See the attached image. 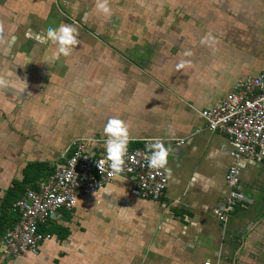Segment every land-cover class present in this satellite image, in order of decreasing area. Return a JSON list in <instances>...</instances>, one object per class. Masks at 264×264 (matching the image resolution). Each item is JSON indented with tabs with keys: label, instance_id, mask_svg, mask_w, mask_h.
I'll list each match as a JSON object with an SVG mask.
<instances>
[{
	"label": "crops",
	"instance_id": "crops-1",
	"mask_svg": "<svg viewBox=\"0 0 264 264\" xmlns=\"http://www.w3.org/2000/svg\"><path fill=\"white\" fill-rule=\"evenodd\" d=\"M95 2L0 0L4 34L16 37L0 46V74L24 89H0V264H264V155L239 163L245 208L218 222L230 145L200 116L239 79L264 73V0H110V18ZM61 24L80 44L57 60V46L37 38ZM113 117L129 127L128 148L159 139L170 149L161 198L133 196L117 178L50 218L36 254L4 258L23 189L73 140L104 154Z\"/></svg>",
	"mask_w": 264,
	"mask_h": 264
},
{
	"label": "built area",
	"instance_id": "built-area-1",
	"mask_svg": "<svg viewBox=\"0 0 264 264\" xmlns=\"http://www.w3.org/2000/svg\"><path fill=\"white\" fill-rule=\"evenodd\" d=\"M200 116L209 132L224 134L230 145V165L225 176L227 196L223 207L213 211L218 222L227 223L237 208H245L239 163L264 155V73L239 79L231 93L212 108L200 111ZM91 142L85 138L73 140L44 177L25 187L10 208L16 218L1 236L4 258L13 259L25 252L36 254L42 242L51 240L41 232L50 218L59 211H72L78 197L92 196L117 178L129 182L133 196L150 201L161 198L166 173L147 167L148 141L128 148L124 171L111 177L107 163L105 173L97 166L106 152L91 155L87 151Z\"/></svg>",
	"mask_w": 264,
	"mask_h": 264
},
{
	"label": "clouds",
	"instance_id": "clouds-1",
	"mask_svg": "<svg viewBox=\"0 0 264 264\" xmlns=\"http://www.w3.org/2000/svg\"><path fill=\"white\" fill-rule=\"evenodd\" d=\"M95 9L103 14L106 18L112 15V8L110 7V0H96ZM78 29L71 24H61L58 27H49L46 36L38 37L40 43L51 42L57 46V51L54 54V59H60L61 56L67 58L73 53V50L80 44L78 39ZM211 34L202 38L201 44H208ZM16 37H6L4 34V25L0 23V46L4 47L5 51H9L15 44ZM185 56H191L190 50L185 51ZM188 62L181 61L177 65V70L186 67ZM15 89L19 92H24V89L18 87L15 83L6 78L5 75L0 74V89ZM103 133L106 136L105 147L106 156L104 159L98 160V168L101 173H105V164L108 165V175L117 176L124 171L125 157L128 154V146L130 143L129 127L125 121L119 118H110L103 128ZM148 152L150 155L146 156L147 167L153 170H164V172L171 177L172 170L167 167L168 156L170 149L165 147L159 140H155L148 145Z\"/></svg>",
	"mask_w": 264,
	"mask_h": 264
},
{
	"label": "trees",
	"instance_id": "trees-1",
	"mask_svg": "<svg viewBox=\"0 0 264 264\" xmlns=\"http://www.w3.org/2000/svg\"><path fill=\"white\" fill-rule=\"evenodd\" d=\"M49 170H51V167H49L48 170H47L46 172H48ZM23 188H24V187H23ZM23 188H22V189H23ZM24 189H25V188H24ZM24 189H23V190H24ZM22 192H23V191H22ZM21 194H22V193H21ZM0 220H3V215L0 216Z\"/></svg>",
	"mask_w": 264,
	"mask_h": 264
}]
</instances>
